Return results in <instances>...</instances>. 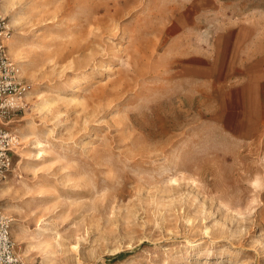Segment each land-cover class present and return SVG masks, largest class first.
<instances>
[{
  "label": "rangeland",
  "instance_id": "1",
  "mask_svg": "<svg viewBox=\"0 0 264 264\" xmlns=\"http://www.w3.org/2000/svg\"><path fill=\"white\" fill-rule=\"evenodd\" d=\"M0 14L32 87L0 194L27 264H264V0Z\"/></svg>",
  "mask_w": 264,
  "mask_h": 264
},
{
  "label": "built area",
  "instance_id": "2",
  "mask_svg": "<svg viewBox=\"0 0 264 264\" xmlns=\"http://www.w3.org/2000/svg\"><path fill=\"white\" fill-rule=\"evenodd\" d=\"M11 29L0 14V180L12 170V151L18 141L10 123L32 90L31 84L20 76V68L7 52ZM12 219L0 208V264H27L17 253L11 237Z\"/></svg>",
  "mask_w": 264,
  "mask_h": 264
},
{
  "label": "bare ground",
  "instance_id": "3",
  "mask_svg": "<svg viewBox=\"0 0 264 264\" xmlns=\"http://www.w3.org/2000/svg\"><path fill=\"white\" fill-rule=\"evenodd\" d=\"M7 5V3L6 2H4L1 6V8H2V10L5 12V9H6V6ZM11 37V36H10ZM9 37V38H10ZM8 38V39H9ZM8 39H7V41H8ZM8 45H9V50L13 53V54H15L16 53V50H17V45H16V43L15 42H13V41H10V42H8ZM18 139V138H17ZM9 187V184H8V182L7 181H3V180H0V194L4 191V190H6L7 188ZM3 210H6V208H4L3 207ZM18 234V233H17ZM19 253H21V255L23 256V258H25L27 261L28 260H30L29 259V257H28V255H26V251L25 250H23L21 247H19ZM21 257V256H20ZM22 258V257H21ZM22 258V259H23ZM24 260V259H23Z\"/></svg>",
  "mask_w": 264,
  "mask_h": 264
},
{
  "label": "trees",
  "instance_id": "4",
  "mask_svg": "<svg viewBox=\"0 0 264 264\" xmlns=\"http://www.w3.org/2000/svg\"><path fill=\"white\" fill-rule=\"evenodd\" d=\"M125 255H126V253L120 252V253L114 255L111 259L112 260H117V259H120V258L124 257Z\"/></svg>",
  "mask_w": 264,
  "mask_h": 264
}]
</instances>
